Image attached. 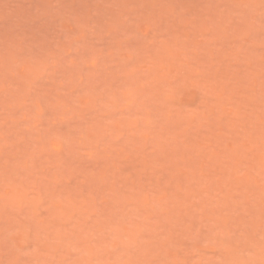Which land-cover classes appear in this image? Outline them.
<instances>
[{
    "label": "rangeland",
    "instance_id": "obj_1",
    "mask_svg": "<svg viewBox=\"0 0 264 264\" xmlns=\"http://www.w3.org/2000/svg\"><path fill=\"white\" fill-rule=\"evenodd\" d=\"M0 264H264V0H0Z\"/></svg>",
    "mask_w": 264,
    "mask_h": 264
}]
</instances>
